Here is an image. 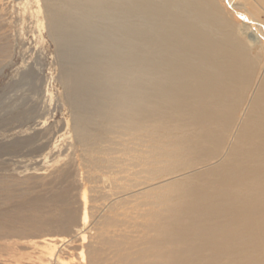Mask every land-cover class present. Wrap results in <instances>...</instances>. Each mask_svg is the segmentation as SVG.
I'll use <instances>...</instances> for the list:
<instances>
[{
    "label": "bare ground",
    "instance_id": "6f19581e",
    "mask_svg": "<svg viewBox=\"0 0 264 264\" xmlns=\"http://www.w3.org/2000/svg\"><path fill=\"white\" fill-rule=\"evenodd\" d=\"M4 1L0 77L15 47ZM27 8L86 107L65 132L50 113L22 129L35 148L21 174L0 175V264H264V0ZM67 140L82 161L64 155ZM117 140L135 170L99 185L102 169L125 161L113 156ZM140 206L149 219L137 224L129 210Z\"/></svg>",
    "mask_w": 264,
    "mask_h": 264
},
{
    "label": "rangeland",
    "instance_id": "374dc122",
    "mask_svg": "<svg viewBox=\"0 0 264 264\" xmlns=\"http://www.w3.org/2000/svg\"><path fill=\"white\" fill-rule=\"evenodd\" d=\"M4 2L5 14L6 16L8 14L7 17L9 18L7 31L15 47L12 58L9 60L11 65L4 71L5 76L0 77V175H11L21 174L24 171L28 165L25 162L31 159L22 158L35 148V146L28 145L23 141L25 136H21V131L27 129L25 125L31 127L41 122V116L50 113L46 116L50 118V125H63L65 132L67 129L66 122H72L76 109L86 107V104L78 101L74 103L71 100L72 97L70 98L68 95L63 81L66 59L61 51H58L49 34L44 32V42L38 41L39 32L36 28V19L32 15L35 9L28 10L27 8L26 12L24 10L26 0H5ZM250 10L254 12L252 9ZM262 20L264 21V15H262ZM64 54L69 58L80 57L78 49L74 51L65 49ZM47 89H51L54 97L52 105L47 98ZM10 129L12 132L4 133ZM66 144L67 146L63 150L64 155L75 154L82 161L83 152L81 148L78 145H73L69 149L70 141L68 140ZM124 146V141L120 140H117L113 145V156L125 161L102 169L95 178L99 185L110 184L109 172H119L118 174L122 177L126 173L125 170H135L134 161L131 157L132 153L125 151L126 147L124 148ZM133 148L135 147L133 146ZM20 155L23 156L20 157ZM82 165L83 167L90 166L87 163ZM19 168H23V170ZM33 172L31 171L28 175H32ZM24 177L26 176L24 175ZM49 180L48 178L46 181ZM73 193L76 194L75 191ZM149 211L147 206H140L137 212L136 210H129L132 216L137 218V224L142 222V216L147 220L149 219Z\"/></svg>",
    "mask_w": 264,
    "mask_h": 264
}]
</instances>
